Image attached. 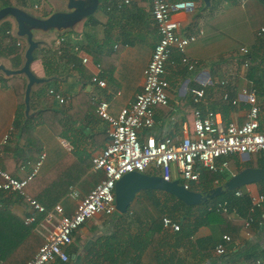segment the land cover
I'll return each mask as SVG.
<instances>
[{
  "label": "crops",
  "instance_id": "crops-1",
  "mask_svg": "<svg viewBox=\"0 0 264 264\" xmlns=\"http://www.w3.org/2000/svg\"><path fill=\"white\" fill-rule=\"evenodd\" d=\"M168 1L191 3L185 11L173 14L180 23L181 35L196 34L200 30L203 35L187 48L188 57L199 62L194 71H185L176 52L168 63L169 105L155 109V125L151 133L157 137H171L179 143L192 134L193 112L197 106L219 112L224 124L245 123L249 105L242 90L249 86L247 69L238 67L234 58L241 57L240 50L244 47L250 49L260 37L259 32L264 29V0H247L245 3L241 0H211L209 7L203 0ZM66 4V0H43L38 1L35 8L23 1L19 6H13L47 18L56 12H66ZM151 12L149 0H130L129 4L101 0L96 13L88 18H80L62 29L34 30V40L39 45L30 71L43 82L31 87L29 109L25 104L27 76L7 75L4 71L23 68L26 40L16 35L17 25L11 17L0 23V29L6 23L11 24L9 37L0 33V140L14 127L18 115L22 123L30 124L32 128L24 137L18 136L19 131L14 130L12 140L7 144L14 151H4L1 158L20 163L16 178L29 175L41 154H45V159L38 175L49 173L64 162L70 166L71 171L68 170L66 176H76L69 183L68 193L57 203L67 214H72L80 200L104 177L92 166V158L110 143L108 125L97 113L98 103L108 101L109 112L116 117L133 103L142 89L144 69L159 40ZM237 28L239 36L247 40H237L234 35ZM60 38L64 41L58 44ZM84 59L88 61L84 63ZM95 75L106 81V87L92 83ZM222 80L228 81L232 98L239 100L237 106L230 104L226 118L220 110L224 106L221 101L223 89L218 83ZM201 88L205 89L206 96L196 105L193 96ZM21 89L24 92L22 98ZM52 90L65 102L61 103L51 95ZM55 111H62L61 115L63 111L66 113L65 116L51 114L54 128H50L44 120L45 113ZM148 135L147 131L142 133L143 138ZM227 160L229 170H239L246 166V162H251V158L243 160L242 155H230ZM217 183L215 180L214 185ZM73 191L78 193L77 199L70 196ZM245 191L250 195L262 192L258 184L246 186ZM13 212L24 221L30 213V205H16ZM259 212V224L248 230L241 229L236 240L226 244L224 257H218L214 249L199 243L200 239L210 236L218 244L223 243L227 234L220 228L202 227L190 242L178 243L175 231L163 227L154 244L151 243L148 220L130 224L131 212L124 217L100 214L75 234L68 249L69 261L52 264H172L174 261L181 264H245L242 253L245 247L255 246L264 251V207ZM207 250L211 251L210 257Z\"/></svg>",
  "mask_w": 264,
  "mask_h": 264
},
{
  "label": "built area",
  "instance_id": "built-area-1",
  "mask_svg": "<svg viewBox=\"0 0 264 264\" xmlns=\"http://www.w3.org/2000/svg\"><path fill=\"white\" fill-rule=\"evenodd\" d=\"M241 1L245 3L247 0ZM118 2L129 4L130 0H118ZM149 2L159 40L144 69L142 89L133 103L123 108L116 117L110 114L108 101L102 100L98 103L97 113L108 125L110 143L99 155L92 158V166L94 170L102 172L104 177L86 197L80 200L74 212L67 214L61 204L47 209L24 192L27 184L40 170L45 154H41L33 171L23 178L13 177L0 166V176L3 179L0 182V191L17 192L26 198L30 204V213L24 219L25 224H37L36 231L43 238L42 246L28 264H52L57 261L67 263L68 249L74 242L75 234L95 216L100 214L112 216L117 212L115 185L129 172L157 171L165 180H180L186 189L193 190L192 187L200 183L203 170L217 174L226 173L230 167L227 160L230 155H258L264 164L263 107L259 103L257 90L253 87L248 86L242 90L249 105L247 120L243 124L236 122L224 124L219 112L197 106L193 112L192 134L185 136L179 143L171 137H157L151 133L155 125V109L169 103L170 84L166 77L168 63L176 52L180 56V64L189 72L194 71L199 62L188 57L187 48L203 35V31L186 35L179 33L180 23L173 18V14L185 11L191 4L189 1L149 0ZM263 32L264 29L259 35ZM63 41L64 38H60L57 43ZM248 54L249 49L244 47L240 50L241 57L234 58L235 61H242V67L245 69L248 68L249 63L246 59H242ZM87 61L88 59L83 60L84 63ZM91 81L101 88L106 87V81L97 75L93 76ZM218 85L223 89L222 100L237 106L239 100L232 98L228 81L222 80ZM50 94L61 103L65 102L57 92L52 90ZM205 96L206 91L201 88L194 94L193 102L198 105ZM145 131L149 135L143 138L142 133ZM12 132L13 128L0 140V158ZM174 170L180 175L179 178L174 179ZM241 195V191L236 192V196ZM70 196L77 199L78 193L73 191ZM250 198L252 207L244 225L245 230L252 227L254 213L264 207L263 192L250 195ZM217 210L229 213L227 202L218 204ZM231 214L235 215V210ZM163 225L164 228L175 232L180 230V225L169 217H164ZM223 241L214 249L217 256L226 254V244L230 243L231 238L225 235Z\"/></svg>",
  "mask_w": 264,
  "mask_h": 264
},
{
  "label": "trees",
  "instance_id": "trees-1",
  "mask_svg": "<svg viewBox=\"0 0 264 264\" xmlns=\"http://www.w3.org/2000/svg\"><path fill=\"white\" fill-rule=\"evenodd\" d=\"M7 0H0V9L10 6ZM157 28V27H156ZM11 31V24L6 23L0 29V33L9 37ZM250 52L242 60L246 59L249 63L246 70V78L249 81V87L257 90L258 98L264 99V34L260 35L250 47ZM17 52V51H15ZM62 53V51L60 52ZM239 57H236L238 59ZM235 59V60H236ZM242 63V61L240 62ZM185 71H188L184 67ZM189 72V71H188ZM21 88H24L22 85ZM23 90L21 89V98L23 97ZM22 100V99H21ZM222 101L220 108L226 118L225 113L228 111L229 103ZM169 103L166 105L168 106ZM264 105V102H263ZM264 111V107H263ZM55 111L54 113H45L44 120L50 128H54L52 123L55 116H65L66 111ZM44 114V113H43ZM21 116H17L14 122L13 132L10 136L9 142L15 133L14 130L19 131L18 136H26V133L31 130V125L22 123ZM264 123V122H263ZM7 146V145H6ZM3 147V152H13L14 149L9 146ZM24 153V151H21ZM0 164L13 177L18 176L20 163L16 164L11 158H0ZM0 165V166H1ZM1 166V167H2ZM264 167L261 158L258 155H251V162L245 167ZM243 168H240L238 172ZM71 171V167L65 162L53 171L46 174H36L24 189L26 195L36 199L43 204L47 209H51L55 204L61 201L69 190V183L75 178L67 177L66 172ZM151 175H159L157 171L147 172ZM229 177L227 173L217 174L214 172L202 171L201 181L198 185L192 187L197 192H207L212 188L222 185ZM3 179L0 176V182ZM215 180H218L217 185H214ZM264 182L258 183L263 192ZM241 191V196H236V192ZM227 202L229 213L217 210V205ZM16 205H30L26 198L17 192L0 191V264H28V262L35 256L39 248L43 244V238L35 231V224L25 225L17 215L14 214L13 209ZM137 209V206H139ZM252 207L250 194L245 191V187L234 191H227L223 195L208 200L198 206H186L183 202L178 200L173 195L160 190H147L138 194L136 201L125 214H117L119 217H124L131 212L129 223H137L138 221L148 220L150 224L151 243H157L159 234L164 229L163 219L169 217L173 222L180 225V230L175 232L176 242H190V239L202 227H216L223 230L231 238L230 243L236 240L238 233L244 228L245 222L250 215ZM235 210V215L231 214ZM115 213V214H116ZM234 216V219L232 218ZM253 225H258L261 219L259 210L254 213ZM199 243L215 249L217 242L214 237L210 236L207 239H200ZM158 249V248H157ZM208 257L211 251L207 250ZM245 264H264V251L255 246L245 247L242 251ZM226 255V254H225ZM218 256V257H224ZM176 260V259H174ZM179 263L174 261L172 264Z\"/></svg>",
  "mask_w": 264,
  "mask_h": 264
},
{
  "label": "water",
  "instance_id": "water-1",
  "mask_svg": "<svg viewBox=\"0 0 264 264\" xmlns=\"http://www.w3.org/2000/svg\"><path fill=\"white\" fill-rule=\"evenodd\" d=\"M67 11L56 12L47 18L34 16L19 7L7 6L0 9V23L11 17L17 25L16 35L25 38L27 49L25 51V64L22 69L7 71V75H26L29 84L25 92V104L29 109L31 87L43 81L37 79L30 71V65L34 60V52L38 48V42L34 40V30L49 31L53 28L62 29L80 18L92 16L99 8L101 0H66ZM206 6H210L211 0H203ZM243 160H249V154H242ZM264 182V167H245L232 175L222 185L201 193L186 189L180 180H165L160 175L148 173L129 172L125 174L115 185V205L119 214H125L134 204L137 196L142 191L160 190L165 191L186 206H198L223 195L227 191H234L252 184Z\"/></svg>",
  "mask_w": 264,
  "mask_h": 264
},
{
  "label": "rangeland",
  "instance_id": "rangeland-1",
  "mask_svg": "<svg viewBox=\"0 0 264 264\" xmlns=\"http://www.w3.org/2000/svg\"><path fill=\"white\" fill-rule=\"evenodd\" d=\"M12 6L13 5H16V6H19L20 4H21V2L23 1V2H26V3H28L29 2V5L33 8H35V6H36V3L39 1V2H41V1H43V0H7ZM36 2V3H35ZM30 8V7H29ZM238 22H237V27H238ZM244 26H249L248 24H246V23H244ZM234 31H237L234 35L236 36V38H237V40L239 41V42H243V41H245V40H247L246 38H243V37H240L239 36V33H240V30H238V28L237 29H235ZM239 32V33H238ZM263 35V34H262ZM235 57H237V56H235ZM234 62H235V64L238 66V67H242L241 65V63H240V61H235L234 60ZM258 100H259V98H258ZM263 102H264V99H263V97H260V100H259V103H260V105L262 106V107H264V105H263ZM262 120H263V115H262ZM250 158H251V156H250ZM240 161H241V159H240ZM250 162H246L245 163V165H247V164H249ZM238 172V170L236 169V168H230V170H229V172L227 173V176L230 178V177H232V175H234V174H236ZM173 177H174V179H176V178H179L180 177V175L178 174V173H176V170H174V172H173ZM139 207H140V205L139 206H137V209H139ZM119 214V213H118ZM117 213L113 216V217H117V216H119Z\"/></svg>",
  "mask_w": 264,
  "mask_h": 264
}]
</instances>
